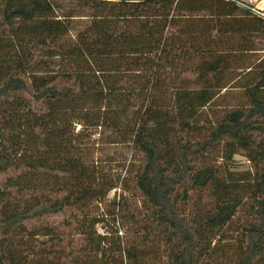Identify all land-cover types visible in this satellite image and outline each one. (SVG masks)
Returning <instances> with one entry per match:
<instances>
[{"label": "trees", "instance_id": "trees-1", "mask_svg": "<svg viewBox=\"0 0 264 264\" xmlns=\"http://www.w3.org/2000/svg\"><path fill=\"white\" fill-rule=\"evenodd\" d=\"M60 1L0 0V264H264V17ZM229 88L241 99L205 116ZM88 127L138 154V207L120 193L98 211L116 181L89 162Z\"/></svg>", "mask_w": 264, "mask_h": 264}, {"label": "rangeland", "instance_id": "rangeland-1", "mask_svg": "<svg viewBox=\"0 0 264 264\" xmlns=\"http://www.w3.org/2000/svg\"><path fill=\"white\" fill-rule=\"evenodd\" d=\"M249 3L252 7L256 9H264V0H240ZM73 0H61L60 5L63 8L72 7ZM74 29L72 33L74 34L75 29H79L86 20L84 18H76ZM254 42L257 47L264 48V39L256 38ZM258 52H262L259 50ZM260 53H253L250 56V61L254 60ZM242 97L241 91L238 88H229L223 96L218 97L212 104L207 107L204 115H209L211 118L216 117L219 112L226 105L232 104L240 100ZM80 125L76 124L75 130L80 129ZM82 130V129H80ZM82 142L84 143V151L87 154L89 162L96 166V171L103 176L111 178L116 181V186L109 191L104 201L99 206L98 211L110 212L113 208V200L117 201L118 196L121 193L125 198L126 203L132 207H138L140 205L141 199L136 196L132 190V176L134 170L140 165L139 156L136 154L130 145L124 144L122 142L114 141L113 133L107 129L88 127L85 128L81 134ZM236 161L239 167H247L248 162L242 157L236 156ZM124 183L126 184L124 186ZM127 188V189H124ZM123 193V194H122ZM116 203V202H115ZM62 215H54L50 218L54 223L60 224ZM110 219V218H108ZM106 226L109 225L106 223ZM62 227V225H61ZM102 223L97 225L98 230L102 231ZM119 232L122 236L123 241L127 237H131L130 232L126 233L123 229Z\"/></svg>", "mask_w": 264, "mask_h": 264}, {"label": "built area", "instance_id": "built-area-1", "mask_svg": "<svg viewBox=\"0 0 264 264\" xmlns=\"http://www.w3.org/2000/svg\"><path fill=\"white\" fill-rule=\"evenodd\" d=\"M239 4L241 6H244V3L243 2H239ZM250 9H251V11H253L254 13H256L257 15H259L261 17H264V11L262 9H256V8H254L252 6H250Z\"/></svg>", "mask_w": 264, "mask_h": 264}]
</instances>
